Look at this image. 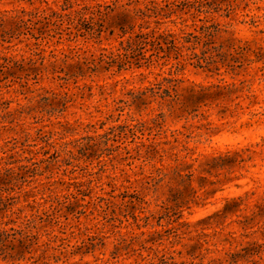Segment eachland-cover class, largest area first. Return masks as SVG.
I'll return each instance as SVG.
<instances>
[{
	"label": "rangeland",
	"instance_id": "1",
	"mask_svg": "<svg viewBox=\"0 0 264 264\" xmlns=\"http://www.w3.org/2000/svg\"><path fill=\"white\" fill-rule=\"evenodd\" d=\"M46 1L0 0V17L56 6ZM185 1L82 0L101 5L102 15L87 14L103 25L100 38L0 42V57H44L49 68L64 55L77 60L76 51L81 60L124 53V15L153 7L148 29L218 24L212 43L191 52L209 58L207 48L223 45L229 53L218 70L191 62L175 68L171 58L66 80L44 72L28 80L30 89L20 86L24 78L3 80L11 85L0 88V101L10 110L53 92L60 103L51 112L50 105L33 110L21 120L25 131L0 130V167L15 161L6 166L22 176L12 205L0 212V232L23 230L30 244L14 256L0 250V264H264V0H223L210 12ZM159 84L180 96L213 94L183 110L149 97Z\"/></svg>",
	"mask_w": 264,
	"mask_h": 264
},
{
	"label": "trees",
	"instance_id": "2",
	"mask_svg": "<svg viewBox=\"0 0 264 264\" xmlns=\"http://www.w3.org/2000/svg\"><path fill=\"white\" fill-rule=\"evenodd\" d=\"M44 1L47 2L46 0ZM58 1L59 3L56 0L53 1V5L56 6L48 5L41 10L37 7L30 11L22 9L18 10L19 12H15L10 18L5 19L0 17V42H10L13 38L19 39L20 37H24L26 41L31 39L35 40L33 45L38 46V41L43 42L44 40L49 42L55 39V42L59 43L63 41H75L78 37H101L104 32L103 25L99 24L95 27L96 23L93 22V16L88 17L87 15L88 12H90L91 15L95 13H97V15H102L99 9L101 6L100 4L91 6L81 2L82 0ZM223 2V0H191L185 1L184 5L197 6L200 12H202L203 7H207L208 10L205 12H210L211 10H219V6H221ZM229 5L231 6V3ZM92 7H97L98 9L92 11L90 10ZM110 8V5L105 6V9ZM149 10L155 13V8L145 7L144 10H133L134 14L132 16L128 14L124 15L126 21L118 27L121 32L120 37L128 34L119 42L121 46L118 50L122 49L124 53L118 52L114 54L110 52L109 55L100 53L97 57H93L94 55L91 54L92 58L83 57L81 60V53H77L76 51L75 56L77 60L72 63H67V55H64V59H62L59 64L56 61L51 62L49 64L50 68L43 63L44 57H39L38 59L33 57H22L19 60H14L11 57L1 56L0 83L3 80H11L14 83L15 79L24 78L25 81L21 83L20 86L30 89L28 80L30 78L37 80V76L44 74V72H49L53 75L56 73H63L64 76H55H57L58 79L66 80L72 77L77 78L79 76H85L88 73H95L102 68L108 70L113 64H116L120 70L125 68V66L129 68L132 64L136 67H140L141 62H144L146 66H149L153 64V62H158L159 60L168 61L171 58L175 60V68L187 62H191L194 66L212 68L218 62L223 63L226 56L229 55V53L222 52L223 45L207 48L203 53L210 50L212 55H210L209 58H202L195 52H191L199 45L206 47L212 43L210 38L214 36L215 32L219 31L217 28L218 24L209 26L201 25L198 29L194 28V32L180 30L178 33H173L169 30L158 31L157 29H148L149 26H144V22H147L144 18L149 15ZM26 15L29 17L25 18ZM137 18L140 19L137 24L138 29L134 31L136 23L134 24L132 22ZM155 22L159 23V21ZM113 32L114 29H111L110 34ZM235 50L237 53V49ZM147 52L149 53L147 54ZM33 54L36 56L39 55L40 52H35ZM213 68L218 70L216 66ZM20 73H23V76H20ZM10 85L11 83L0 85V88ZM224 88L227 87L225 86ZM148 92L150 93L149 97L159 96L162 99L169 98L171 102L180 103L183 110L188 109V101L192 103L196 99L198 100L201 97H207L213 94L211 91L206 92L205 89L198 91L191 89L187 96H180L174 87L162 88L161 84L156 88H151ZM215 94L219 96L221 90L217 89ZM57 96L58 95L53 92V96L40 97L35 101L36 104L32 106L22 105L12 110L9 109V101H0V130L16 131L18 129L20 131H25L23 127L26 126V122H21V120L29 116L33 110L36 109L35 111H37V108H39L40 113L43 112L44 107L47 105L53 107V109L49 110L50 112L54 111L55 106L60 103V98H57ZM145 96L146 92H141L132 96V98L134 103H138L142 101V98ZM10 157H12V155H10L9 158ZM3 158L4 156H1L0 160ZM14 162L15 161H7L5 165L0 167L1 213L4 212L9 205H12L15 196L11 195L10 192L16 188V185L18 186V181L22 178L20 172L16 171L14 166H6ZM3 192L8 193L5 195V200L2 197ZM10 215L6 214L5 216ZM9 229V231H12L11 233H8V230H1L0 232V250H12L15 252V254H13L14 256L18 254V252H21L23 248H29L30 244L27 243L29 238L28 235L26 236L24 234L23 230H17L12 226ZM16 234L19 235V238H16Z\"/></svg>",
	"mask_w": 264,
	"mask_h": 264
}]
</instances>
